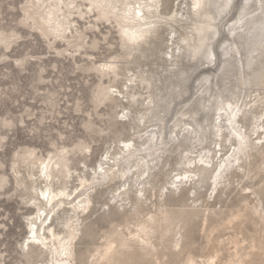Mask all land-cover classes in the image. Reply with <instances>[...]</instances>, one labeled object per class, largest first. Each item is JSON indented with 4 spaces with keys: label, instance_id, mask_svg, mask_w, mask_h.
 I'll use <instances>...</instances> for the list:
<instances>
[{
    "label": "clouds",
    "instance_id": "1",
    "mask_svg": "<svg viewBox=\"0 0 264 264\" xmlns=\"http://www.w3.org/2000/svg\"><path fill=\"white\" fill-rule=\"evenodd\" d=\"M0 264H264V0H0Z\"/></svg>",
    "mask_w": 264,
    "mask_h": 264
}]
</instances>
